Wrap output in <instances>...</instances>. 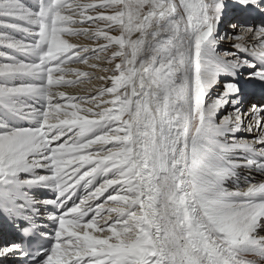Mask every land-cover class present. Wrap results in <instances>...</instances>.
<instances>
[{
    "label": "snow or ice",
    "instance_id": "1",
    "mask_svg": "<svg viewBox=\"0 0 264 264\" xmlns=\"http://www.w3.org/2000/svg\"><path fill=\"white\" fill-rule=\"evenodd\" d=\"M0 264H264V0H0Z\"/></svg>",
    "mask_w": 264,
    "mask_h": 264
}]
</instances>
